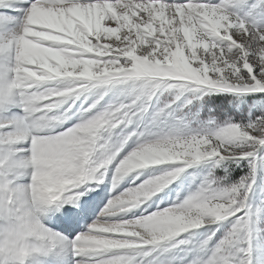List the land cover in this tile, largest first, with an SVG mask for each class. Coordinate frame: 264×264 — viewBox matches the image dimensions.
I'll use <instances>...</instances> for the list:
<instances>
[{
  "label": "snow or ice",
  "instance_id": "snow-or-ice-1",
  "mask_svg": "<svg viewBox=\"0 0 264 264\" xmlns=\"http://www.w3.org/2000/svg\"><path fill=\"white\" fill-rule=\"evenodd\" d=\"M219 93L251 104L201 116ZM258 94L264 0H0V264H264ZM188 168L185 197L120 215Z\"/></svg>",
  "mask_w": 264,
  "mask_h": 264
},
{
  "label": "rangeland",
  "instance_id": "rangeland-1",
  "mask_svg": "<svg viewBox=\"0 0 264 264\" xmlns=\"http://www.w3.org/2000/svg\"><path fill=\"white\" fill-rule=\"evenodd\" d=\"M258 95H264V94H258ZM210 96L221 97L224 102H222V100H221V102L216 103L214 105L210 101H207ZM210 96H205L203 98V100L201 101V104L203 105V107L199 111V114L201 116H205V117L214 116L213 110H217V109H219L225 113H228L230 115L234 114L235 112H239L240 110H244L246 113L248 108H249V105L251 104V97H248V96L238 97L235 95H229V94H225V93L213 94ZM252 110L255 111V109H252ZM75 122H76V118L73 117L71 120L66 121L63 126L65 128L70 127ZM170 163H175V162H165L162 165H149V166H146L144 169L138 170L140 172V175H139L138 179L136 180V183H140L141 181L146 179L149 175L161 174L162 169ZM246 163H247L246 161L242 162V164H246ZM208 166H209V164L205 163V164H201L199 167L206 169ZM232 168H233V170L231 171V179L232 180H235L237 177H239L242 174V171H247L246 167H244L242 170L241 167H237V166L232 165ZM194 171H197V170L194 168L186 169V172L184 175L177 178L171 184L167 185L160 192L155 193L152 197L145 200L138 207L132 208L130 211H128L126 213H121L120 215L125 216V218H131L133 215L139 216L141 214V212H145V214H147V213H150L151 211L156 210L157 204H159V206L161 208L166 207V206H170L172 200H174L176 197V189L178 187L180 188L181 198L185 197L188 194L189 184H190V179H191L189 174L193 173ZM219 174L222 175L223 173L219 172ZM136 175H137V173L133 172V173L129 174L127 177H125V179L123 181H121L120 186L116 191L120 192V191H123L124 189H126L127 187H129L131 185L133 177H135ZM258 175L260 177V183H259V186L257 187V189L253 193V200L254 201L259 200L260 197H264V191L261 190L262 187H264V181H262V178H264V168H262L260 170ZM186 176H188L189 178L186 179L185 178ZM195 186H196L195 184L191 185V187L193 189L195 188ZM170 190H171V192H170ZM94 191H95L94 193H98L99 195L94 197V207H95L96 211H93L91 214V217H93V219H95L96 215L104 207V205L106 204L105 201H108L107 199H109V197H111V195H112L111 183H110V174H109V178L105 179V181L99 187L94 188ZM169 192H170V195H167ZM86 194L88 196H93L92 192H88ZM160 197H163V199H158ZM83 198L84 197H81V200ZM95 204H96V206H95ZM44 222L48 226H50L52 228H56L55 225L52 226V224L54 222H52L51 220L46 219ZM215 227H216L215 224H213V225L205 224V225L201 226L197 230V232L198 233H207L208 230L215 228ZM58 230L60 231L61 229H58ZM75 231H81V226H79L78 229H76ZM72 235H75V233H72ZM217 235H219V233Z\"/></svg>",
  "mask_w": 264,
  "mask_h": 264
},
{
  "label": "trees",
  "instance_id": "trees-1",
  "mask_svg": "<svg viewBox=\"0 0 264 264\" xmlns=\"http://www.w3.org/2000/svg\"><path fill=\"white\" fill-rule=\"evenodd\" d=\"M221 100H222V102H224L221 97H218V96H210L207 101H210L212 104L215 105L216 103L221 102ZM213 113H214L213 115L215 116L216 115V110H213ZM230 166L232 167V165H230ZM259 183H260V177L258 175L257 181H256V185L254 186L255 190L259 186Z\"/></svg>",
  "mask_w": 264,
  "mask_h": 264
},
{
  "label": "bare ground",
  "instance_id": "bare-ground-1",
  "mask_svg": "<svg viewBox=\"0 0 264 264\" xmlns=\"http://www.w3.org/2000/svg\"><path fill=\"white\" fill-rule=\"evenodd\" d=\"M82 190V189H81ZM95 192V191H94ZM94 192H92V194H93V196H94ZM87 195V194H86ZM109 196V195H108ZM110 198V197H109ZM108 200V199H107ZM106 203H107V201H105ZM105 204V203H104ZM95 206H96V204H95ZM95 208V207H94ZM94 211H96V209L94 210ZM93 220V217H91V215L88 217V220L87 221H84V222H82V224L80 225L81 226V231H84V230H86V228H87V225L91 222ZM53 225H55L56 226V224L55 223H53L52 224V226ZM61 230L60 231H63V229L62 228H60ZM78 229V228H77ZM73 233H75V232H73Z\"/></svg>",
  "mask_w": 264,
  "mask_h": 264
}]
</instances>
